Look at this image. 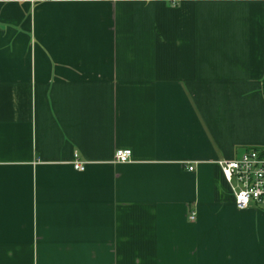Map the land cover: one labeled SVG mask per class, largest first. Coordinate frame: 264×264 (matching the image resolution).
Instances as JSON below:
<instances>
[{"label": "crops", "instance_id": "obj_1", "mask_svg": "<svg viewBox=\"0 0 264 264\" xmlns=\"http://www.w3.org/2000/svg\"><path fill=\"white\" fill-rule=\"evenodd\" d=\"M253 147L264 0H0V264H264Z\"/></svg>", "mask_w": 264, "mask_h": 264}, {"label": "built area", "instance_id": "obj_2", "mask_svg": "<svg viewBox=\"0 0 264 264\" xmlns=\"http://www.w3.org/2000/svg\"><path fill=\"white\" fill-rule=\"evenodd\" d=\"M132 154L131 149H118L115 162H129L132 160ZM218 163L231 186L237 208L243 210L255 206L264 209V149L248 148L239 157L222 159ZM73 165L81 171L86 168L78 153ZM189 169L194 170V166H189ZM189 218L195 220L196 212H192Z\"/></svg>", "mask_w": 264, "mask_h": 264}]
</instances>
